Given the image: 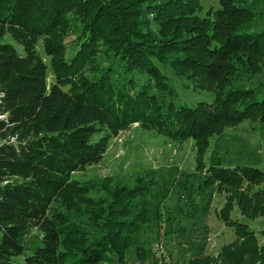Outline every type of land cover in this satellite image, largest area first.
Returning a JSON list of instances; mask_svg holds the SVG:
<instances>
[{
    "label": "trees",
    "instance_id": "trees-1",
    "mask_svg": "<svg viewBox=\"0 0 264 264\" xmlns=\"http://www.w3.org/2000/svg\"><path fill=\"white\" fill-rule=\"evenodd\" d=\"M256 2L264 0H217L207 8L202 0H0V264H120L139 223L149 222L154 179L116 189L107 204L72 175L100 162L109 139L133 124L193 139L197 170L207 173L201 184L229 196L220 217L240 243L187 264H264L254 232L227 219L233 203L264 214V172L216 156L202 165L208 139L225 126H264V83L249 79L264 73V25L255 26L264 5ZM73 22L81 40L68 56ZM100 51L147 83L134 91L113 83L112 64L97 65ZM169 56L186 87L210 100L165 105L151 93V83L170 92L156 63ZM242 74L247 80L235 83ZM87 216L103 231L93 246ZM153 216L162 219L155 204ZM31 232L35 246L26 240Z\"/></svg>",
    "mask_w": 264,
    "mask_h": 264
},
{
    "label": "rangeland",
    "instance_id": "rangeland-1",
    "mask_svg": "<svg viewBox=\"0 0 264 264\" xmlns=\"http://www.w3.org/2000/svg\"><path fill=\"white\" fill-rule=\"evenodd\" d=\"M216 1L202 0L206 8L210 4L215 5ZM255 4L261 8L264 2ZM256 20L255 26L264 25L262 18L257 17ZM79 35V26L77 22H73L65 37L68 56L78 48L81 40ZM39 53L44 55L41 45ZM172 58L169 56L164 62L156 61L166 75L170 92L160 93L151 83V93L156 94L165 105L172 101L176 105L190 106L200 100H210L209 94L194 93L186 87L188 82L179 78L169 64ZM96 62L98 66L112 64L114 70L111 79L116 85L134 91L147 83L145 75L139 71L126 72L118 61H114L112 56L103 51L98 54ZM48 72V81H51L49 66ZM240 76L241 79L235 83L247 80L246 75ZM249 79L256 84L264 83V73ZM99 136L101 134L95 135L94 139ZM196 153L193 139L171 138L154 129L133 124L109 139L100 162L73 173L72 178L90 190L91 198L107 204L112 201L116 189L132 187L141 178L142 183L147 178L154 179L150 186L151 196L146 199L158 205L162 211V219L156 222L153 216L154 204L150 205L149 222L139 223L134 243L119 260L116 258L120 264H187L193 258H217L226 247H235L240 243L233 229L220 217V210L229 196L226 192L216 191V184L208 187L201 184V178L207 173L205 169L197 170L199 161ZM211 156L218 157L224 165H250L264 172V126L251 122L225 126L221 132L208 139L202 165L207 166ZM261 188H264V181ZM140 199L134 201L135 212L137 206L141 205ZM107 204H104L105 208ZM243 210L233 203L227 219L246 224L248 230L254 232L257 246L261 248L264 246V214L255 216L248 209ZM82 220L89 231L90 246H93V240L102 235L103 231L92 227L88 216ZM35 236V232L26 235V240L32 246L38 244ZM137 248L140 250H136ZM140 253L142 257L139 258Z\"/></svg>",
    "mask_w": 264,
    "mask_h": 264
},
{
    "label": "built area",
    "instance_id": "built-area-1",
    "mask_svg": "<svg viewBox=\"0 0 264 264\" xmlns=\"http://www.w3.org/2000/svg\"><path fill=\"white\" fill-rule=\"evenodd\" d=\"M3 118V115H0V119H2Z\"/></svg>",
    "mask_w": 264,
    "mask_h": 264
}]
</instances>
